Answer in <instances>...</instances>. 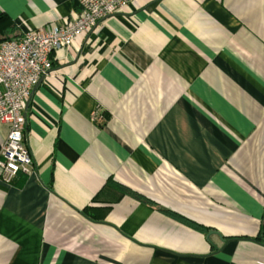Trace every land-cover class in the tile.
Here are the masks:
<instances>
[{
	"label": "crops",
	"instance_id": "crops-1",
	"mask_svg": "<svg viewBox=\"0 0 264 264\" xmlns=\"http://www.w3.org/2000/svg\"><path fill=\"white\" fill-rule=\"evenodd\" d=\"M75 7L0 0L23 34ZM52 59L0 264H264V0H137Z\"/></svg>",
	"mask_w": 264,
	"mask_h": 264
},
{
	"label": "built area",
	"instance_id": "built-area-1",
	"mask_svg": "<svg viewBox=\"0 0 264 264\" xmlns=\"http://www.w3.org/2000/svg\"><path fill=\"white\" fill-rule=\"evenodd\" d=\"M75 1L72 15L62 24L29 29L21 38L0 44V124L9 127L0 160L5 183L27 174L33 164L25 140L26 107L34 88L54 72V51L71 47L137 0Z\"/></svg>",
	"mask_w": 264,
	"mask_h": 264
},
{
	"label": "trees",
	"instance_id": "trees-1",
	"mask_svg": "<svg viewBox=\"0 0 264 264\" xmlns=\"http://www.w3.org/2000/svg\"><path fill=\"white\" fill-rule=\"evenodd\" d=\"M23 36L22 32H19L17 25L11 19L10 16L3 13L0 14V44L13 39H19ZM263 228H261L260 234L262 236Z\"/></svg>",
	"mask_w": 264,
	"mask_h": 264
}]
</instances>
